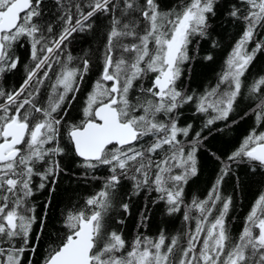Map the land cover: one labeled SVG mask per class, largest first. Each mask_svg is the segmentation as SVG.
I'll use <instances>...</instances> for the list:
<instances>
[{
	"label": "snow or ice",
	"instance_id": "obj_1",
	"mask_svg": "<svg viewBox=\"0 0 264 264\" xmlns=\"http://www.w3.org/2000/svg\"><path fill=\"white\" fill-rule=\"evenodd\" d=\"M54 4L58 27L46 16V0H0V78L17 69L15 50L24 41L30 42L34 62L25 66L18 88H0V264H33L47 204L34 235L38 218L32 197L45 187L55 191L67 154L79 159L85 175L101 168L109 175L92 176L103 180L100 190L62 213V226L41 264H264V192L237 235L228 220L232 197L220 191L230 165L222 167L206 198L186 203L185 186L198 174L197 153L206 137L179 122L186 105L208 117L205 127L227 120L235 110L245 73L256 53L264 51V39L257 40L264 31V0H236L231 6L228 14L244 23V31L215 86L199 93L190 91L182 77L190 46L207 36L218 0H176L167 9L162 0ZM102 16L108 25L96 58L99 75L81 115L71 119L69 110L93 57L85 53L73 64L77 58L68 53L62 61L65 42L91 32ZM248 94L256 101L252 111L258 125L264 123V76ZM228 160L264 168V130L252 129ZM125 179L133 182L134 195L156 192L153 203L163 202L168 215L183 209L184 230L175 235L161 230L156 237L138 233L128 240L112 228L110 212ZM119 206L128 211L127 203Z\"/></svg>",
	"mask_w": 264,
	"mask_h": 264
},
{
	"label": "trees",
	"instance_id": "obj_2",
	"mask_svg": "<svg viewBox=\"0 0 264 264\" xmlns=\"http://www.w3.org/2000/svg\"><path fill=\"white\" fill-rule=\"evenodd\" d=\"M175 2L176 0H162L166 9ZM46 3L48 9L46 16L55 27H58L56 24L58 13L55 10L54 0H46ZM234 3L236 0H218L216 15L210 18L207 36L197 38L190 46L191 59L185 65V74L182 77V82L190 91L199 93L207 87L215 86L220 74L225 70V62L245 28L242 21L228 14ZM107 25L108 18L102 16L96 21L91 32L74 34L70 42H65L67 48L61 56L62 61L68 53L77 58L72 62L73 64H79V58L85 57V53L93 57V66L90 67L81 85V91L69 110L71 119L81 115L80 109L84 98L98 78L99 62L96 58L99 56L98 50L105 42ZM260 39H264V31L259 33L257 40ZM248 47L249 50L254 48L255 41ZM15 54L20 59L17 69L0 78V88L6 91L18 88L26 76L25 66L31 67L34 63L30 57L28 41L18 45ZM209 55L212 59H205ZM57 68L58 66L54 65V70ZM262 76H264V51H259L245 73L241 97L227 120H220L205 127L208 117L196 113L194 106L190 105H186L181 110L182 114L179 117L182 126L191 124L193 133L200 132L201 137H206L197 153L198 174L185 186V202L191 203L194 198H206L219 178L222 167L230 165L231 170L224 176L220 191L223 196L232 197L233 205L228 214V220L234 235L239 234L245 216L257 197L264 192V168L252 166L246 161L228 160L252 129L264 130V123L258 125L256 114L252 111L256 101L248 94L250 85ZM78 165L79 159L73 155L67 154L62 157L61 167L64 171L57 177L55 191H50L51 186L45 187L43 190L36 191L32 197L38 218L37 225L34 226V235L39 230V217L45 213L47 204L46 228L40 238L36 254L31 257L33 264H41L48 244L62 226V213L73 205L77 207L83 205L87 197L100 190L103 180L91 177L95 175L103 178L109 175L107 168H101L94 173L89 171L85 175L86 170ZM34 180L35 184L40 183L39 177H35ZM157 195L156 192H149L147 189L141 191L139 195H134L133 182L127 179L122 180L116 190L114 208L110 212V226L122 230L128 240L138 233L156 237L161 230L168 235L182 232L185 228L182 219L183 209L181 213L168 215L163 202L153 203ZM49 198H51L50 204H48ZM121 203L129 205L127 212L119 206ZM142 215L147 216V219L142 220ZM118 220H123V224L117 223Z\"/></svg>",
	"mask_w": 264,
	"mask_h": 264
},
{
	"label": "bare ground",
	"instance_id": "obj_3",
	"mask_svg": "<svg viewBox=\"0 0 264 264\" xmlns=\"http://www.w3.org/2000/svg\"><path fill=\"white\" fill-rule=\"evenodd\" d=\"M237 39V38H236ZM247 89V88H246ZM246 93V92H245ZM247 95V94H246ZM233 115H235V114H233ZM233 119V118H232ZM233 122V121H232Z\"/></svg>",
	"mask_w": 264,
	"mask_h": 264
},
{
	"label": "flooded vegetation",
	"instance_id": "obj_4",
	"mask_svg": "<svg viewBox=\"0 0 264 264\" xmlns=\"http://www.w3.org/2000/svg\"><path fill=\"white\" fill-rule=\"evenodd\" d=\"M91 90V89H90Z\"/></svg>",
	"mask_w": 264,
	"mask_h": 264
}]
</instances>
